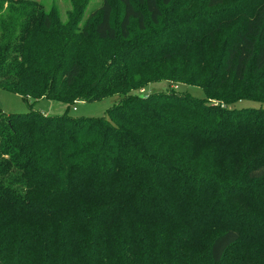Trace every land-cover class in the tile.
Masks as SVG:
<instances>
[{"label":"trees","instance_id":"16d2710c","mask_svg":"<svg viewBox=\"0 0 264 264\" xmlns=\"http://www.w3.org/2000/svg\"><path fill=\"white\" fill-rule=\"evenodd\" d=\"M36 1L0 0V89L119 100L100 118L0 111V264H264V107L239 106L264 103V0H204L86 85V40ZM118 1L119 31L111 0L85 23L97 40L159 24L174 0ZM147 78L205 97L145 96Z\"/></svg>","mask_w":264,"mask_h":264},{"label":"rangeland","instance_id":"374dc122","mask_svg":"<svg viewBox=\"0 0 264 264\" xmlns=\"http://www.w3.org/2000/svg\"><path fill=\"white\" fill-rule=\"evenodd\" d=\"M102 0H37L38 8L46 12L54 9L57 11L60 18V24L65 25L66 28L72 29L71 37L78 35H83L86 40L84 47L79 48V53L84 56V73L81 77V84H89L94 75L101 69L104 68L108 74H114V72L125 64V57L128 52L139 45L142 40L150 41L156 34V30L159 26L165 25L163 29L170 24L168 22L181 21L183 19H189L194 14L205 11L204 0H174L173 4L166 7L165 13L161 18L160 25L152 24L149 18H146L147 28L145 30H139L137 23L132 22L131 25V36L129 39L124 40L118 38L117 40H97L92 32V26L85 29V23L90 19L91 13L98 10ZM115 6L113 24L117 27L119 31V18L122 12V4L118 0H111ZM247 4L245 6L249 7L255 2L260 0H246ZM5 3V7L7 6ZM238 5L239 2L228 1L222 8H229L231 6ZM76 13V17L73 14ZM80 15L79 18H77ZM91 24H94L90 20ZM160 36V35H158ZM146 43V42H145ZM160 46V45H159ZM120 58V59H119ZM119 59V60H118ZM118 62V65H117ZM109 77V75H108ZM177 88V90L188 92L192 96L199 98L205 97L204 90L199 86L193 85H182L174 84L169 85L168 81L156 82L153 80H145V82L139 84L135 87V90L143 95L151 94V92L158 90L160 88ZM257 94V93H256ZM254 92L251 95H256ZM145 95V96H146ZM119 96H106L98 100L86 101L77 100L73 104H67L60 101H55L47 98L25 99L20 94L0 89V111L5 114L11 113H25L31 110L37 111L39 114L58 116L67 113L71 118H100L107 117L109 110L118 102ZM213 100V99H211ZM254 101V100H253ZM245 101L239 103V106H262L264 103ZM255 186H263V182L255 184ZM247 228H251L247 226ZM252 230V229H251ZM252 236V233L249 235ZM249 241V240H247ZM245 243V239L242 240L241 244ZM244 252V248H240L237 256L240 257ZM257 255V254H255ZM263 262V260L258 261Z\"/></svg>","mask_w":264,"mask_h":264}]
</instances>
